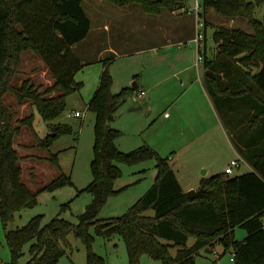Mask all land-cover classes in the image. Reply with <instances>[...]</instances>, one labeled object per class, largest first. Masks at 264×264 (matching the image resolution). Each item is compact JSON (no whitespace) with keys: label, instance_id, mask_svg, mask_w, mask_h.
<instances>
[{"label":"trees","instance_id":"obj_1","mask_svg":"<svg viewBox=\"0 0 264 264\" xmlns=\"http://www.w3.org/2000/svg\"><path fill=\"white\" fill-rule=\"evenodd\" d=\"M106 1L121 8L140 5L143 12L159 15L182 7L186 0ZM83 2L0 0V218L13 260L24 254L29 243L30 258L26 264H55L65 253L63 244L68 243V235L73 232L88 245V264H97L98 257L91 250L93 236L89 233L90 227L95 226L98 233L107 237L115 234L123 237L130 264H141L143 254L161 260L162 264H197L196 254L203 248L210 250L217 243L222 244L225 253L232 251L237 264H264V14L261 19L255 16L264 0L201 2L204 15L213 9L226 18L244 17L252 26L251 32L225 25L214 30L216 58L226 61L221 60L223 68L217 74L207 73L211 91L221 96L220 105H225L226 111L232 114L243 111L240 108L244 106L249 109L246 127L253 131L243 143L242 157L251 170L237 175L221 172L203 177L200 187L206 191L189 198L172 167L171 156H162L147 143L130 151L120 150L116 140L122 132L111 122L134 88L125 86L114 93L109 61L103 58L104 70L88 105L96 114L93 180L83 189L92 194L91 202L76 224L60 214L44 223L43 214H38L21 227L8 228L18 212L38 202L40 192L71 183V179L61 174L38 191L24 182L21 161L28 155H22L16 145L22 125H28L35 137L34 142L24 147L47 149L54 134L39 137L33 129L34 114L18 118L3 97L13 94L19 105L31 104L45 120H53L65 110L66 96L82 87L75 75L86 64L73 50L92 28ZM27 51L44 61L53 78L51 84H36L31 77L14 83ZM227 60H233V67ZM237 60L248 68L254 67L256 72L250 69L239 77ZM52 129L58 135L68 127L57 124ZM146 159L155 160L157 172L153 184L126 213L100 218L109 196L119 191L115 188L122 176L118 163ZM151 209L153 213L149 214ZM238 226L247 231L244 239L235 237ZM190 237L195 238L192 245H188ZM173 247H177L175 254L171 251Z\"/></svg>","mask_w":264,"mask_h":264},{"label":"rangeland","instance_id":"obj_2","mask_svg":"<svg viewBox=\"0 0 264 264\" xmlns=\"http://www.w3.org/2000/svg\"><path fill=\"white\" fill-rule=\"evenodd\" d=\"M199 1L202 2V0ZM83 8L92 20V28L86 39L73 46L75 54L86 63L75 75V79L82 82V87L66 96L65 110L57 118L45 120L31 104L19 105L13 94L7 93L3 97L5 104L17 112L18 118L34 114L33 129L39 137L49 133L55 135L52 128L57 124L68 127L67 131L53 135L51 145L43 149L38 146L24 147L34 142L35 137L28 125H22L21 133L16 137V145L22 155H28L21 161L24 182L33 191H38L61 174L71 179V183L54 190L40 192L38 202L18 212L8 224L9 229L25 225L38 214H43L44 223L60 214L76 224L79 222V215L91 202L92 194L83 189L93 180L91 161L94 157L96 114L88 108V105L98 88L100 76L104 70L103 58L109 61L114 93H118L125 86H135L133 92L119 106L116 117L111 122L114 128H119L122 132L116 140L118 147L122 151H130L149 143L162 156L176 150L173 154L175 158H172L170 162L186 190H190L188 188L191 185L199 184L203 177L224 172L226 165L233 157L240 155L244 157L245 145L239 143L238 135L241 132L253 131L248 126H239L242 121L248 122V108L244 106L245 110L230 114L224 109L225 105H220L221 96L211 91L212 87L207 79L208 72L217 74L223 68L221 60L226 61L224 58L221 60L216 58L218 48L212 38L214 30L225 25L239 26L251 32L252 26L246 18H226L213 9H209L204 15L202 6L199 9L200 17L195 11L196 0H186L184 5L176 10L191 28L188 33L177 39L183 41L175 40L174 46L169 49L170 53L164 60L162 56L164 49L159 43L154 45L156 46L154 49L152 48L153 38H149L151 32L143 29L142 24L131 21V17L120 20L125 22H116L119 18L115 17L116 11L125 8L115 6L106 0H84ZM126 8L139 9L143 17L151 16L143 12L140 5ZM263 14L264 2L257 7L255 16L261 19ZM193 20H195V27L191 26L194 24ZM199 20L204 25L199 24ZM205 20L208 22L206 32ZM110 23L112 32L105 31V25ZM198 26L199 30L206 35L207 45L206 51L204 45L202 47L203 60L200 62H197L196 42L188 39L191 30L192 33L194 31L193 35H196ZM116 31L123 32L125 35L133 33V37L136 38L121 45L116 44L113 49L107 48L100 56L102 48H95L94 40L102 33L115 34ZM99 56L101 60H98ZM182 57L196 61L195 79L190 77L192 75L190 73L180 72L181 67L184 66L183 62H180L183 60ZM227 61H231L233 67V60ZM236 66L239 77H242L243 72L246 71L256 72L254 67L248 68L239 60L236 61ZM27 77H31L36 84L48 85L53 81L44 61L32 51L24 52L21 72L16 76L14 83L19 84ZM144 82L154 85L153 88L146 89L148 92L146 96L140 97L137 86ZM76 111H80L82 116H75ZM166 112L171 115L169 121L165 118ZM169 122L171 124L167 125ZM197 132L198 139L185 146L183 142L188 140L186 138L192 137ZM167 139H172L170 145L165 143ZM247 163H243L240 168H234L231 175L251 170ZM202 164H210V171L205 173L204 169L207 167L201 168ZM118 166L122 170V176L116 181L115 188L119 191L109 196L101 210L100 218L126 213L155 181L157 171L154 159L134 163L119 162ZM148 213L152 214L153 210H148ZM89 233L93 236L91 250L98 257L95 260L97 264H130L126 243L121 235L107 237L98 233L95 226L90 227ZM246 235L247 231L244 228L239 226L235 228L236 239H244ZM194 240V237H190L188 245H192ZM63 249L65 253L55 264H88V245L73 232L68 235V243L63 244ZM176 250L177 247L171 249L173 254ZM29 258L28 243L24 248V254L13 260L0 218V264H26ZM232 258V251L228 250L225 253L222 244L217 243L210 250L201 249L196 254V263L237 264ZM141 264H162V261L143 254Z\"/></svg>","mask_w":264,"mask_h":264},{"label":"crops","instance_id":"obj_3","mask_svg":"<svg viewBox=\"0 0 264 264\" xmlns=\"http://www.w3.org/2000/svg\"><path fill=\"white\" fill-rule=\"evenodd\" d=\"M120 10L121 11H116L117 14H116L115 17L116 18L119 17L117 19L115 18L116 22L117 23L125 22V21H120V20L126 19L127 17H131V21L139 22L140 24H142L143 25L142 26L143 29L149 30L151 32L150 35H149V38L150 39L153 38L152 39L153 43L151 44L152 48L154 49L156 47L154 45H156V43H159L160 47H162L164 49V52L162 53V56H163L164 60H166L165 56L168 53H170L169 49L174 46L173 44L175 43V40L176 41H183L182 39H180V40H177V39L179 37H181L182 35H185L186 32L188 33V30L191 28V27L188 26V22L184 19V17L179 15V12L177 10L176 11H172V12H170V11H162L159 15H156V16L151 15V16H148V17H143L141 15V11L139 9L125 8V9H120ZM133 17H137V18L135 19ZM193 23L194 24L193 25L191 24V26L195 27V20H193ZM207 28H208V25H205V32L207 31ZM97 30H101V29H97ZM104 30L112 32V30H113L112 24L111 23L109 25L106 24ZM155 31H157V32H155ZM193 34H194V31L192 33V30H191V34H190V36L188 38L189 40H191L195 36ZM133 35H134L133 33H132V35H130V34H126L125 35V34H123V32H120V31H116L115 34L111 33V34L104 35V33H102V35L100 37L98 36L94 40L95 41V45L94 46H95V48H98V49L102 48V50H100V52H101L100 56H102V54H103L102 52H104L105 49H107V48L108 49H113V47H115L116 44L117 45L118 44L121 45V44L127 43L129 40L131 41L132 39L136 38V37H133ZM107 41H108V43H107ZM155 41H158V42H155ZM179 43H181V42H179ZM183 43H185V42H183ZM204 47H205V51H206V48H207L206 35H205V40H204ZM180 54H184V53L180 52ZM179 56H185V55H179ZM181 59H183V60H180V62H183L184 66L181 67V71L180 72L190 73V74H192L190 77L192 79H195V76L197 75V73L195 72L196 61L195 60H191L190 58L187 59V58H184V57H182ZM98 60H101V57ZM197 72H199V70ZM153 85L154 84H149L147 82H144L142 84H138V86H137V88L139 89L138 96H139V93L142 90L146 92L145 95H144V96H146L148 94L146 89L153 88ZM240 109L241 110L242 109L245 110V107L244 108L241 107ZM247 111H249V109ZM165 118H166L167 121H169L171 119V115H167V112H166L165 113ZM169 124H171V123L170 122L167 123V125H169ZM246 125H247L246 121H243L239 126L240 127H244ZM249 135H250V132H241L238 135L239 143L247 142L248 140L246 138ZM198 137H199V133L197 132L195 135H192V137L186 138L188 140L184 141L183 143L185 144V146L190 145L194 141H196V139H198ZM171 141H172V139H167L165 141V143L167 145H170ZM147 144H149V143H147ZM174 151H176V150L171 151L170 154L173 155ZM170 154H166V155L163 154V155L168 156ZM172 155H171V159L172 158L174 159L175 155H173V156ZM237 157L239 158V157H242V156L240 155V156H237ZM237 157H233L232 159H236ZM207 165L206 164H202L201 165V168L204 167V166L207 167L206 169H204L205 173L210 171V169H211V165L210 164H207ZM227 166L228 165H226V167ZM250 169H251V166H250ZM199 187H200V183L196 184V185L195 184L191 185L188 189H192V188L198 189ZM183 188H184L185 191H187L184 186H183Z\"/></svg>","mask_w":264,"mask_h":264},{"label":"built area","instance_id":"obj_4","mask_svg":"<svg viewBox=\"0 0 264 264\" xmlns=\"http://www.w3.org/2000/svg\"><path fill=\"white\" fill-rule=\"evenodd\" d=\"M202 6L201 2L199 0H196V8H195V11L197 12V14L201 17L200 15V12L199 9L200 7ZM199 24L201 25H204V23L202 21L199 20L198 22ZM199 26H198V30L196 32V35L191 39L193 41L196 42L197 44V47H198V55H197V62H200L203 60V55H202V47L204 45V40H205V35L202 33V31L199 30ZM183 44V43H181ZM145 91H141L139 93V96L142 97L145 95ZM75 116H82V113L80 111H76L74 113ZM168 115V114H167ZM243 163H246V160L243 158V157H239V158H236V159H232L231 162L228 164V166L225 168L224 172L227 173V174H232L233 171H234V168H240V166L243 164ZM233 259V258H232Z\"/></svg>","mask_w":264,"mask_h":264},{"label":"water","instance_id":"obj_5","mask_svg":"<svg viewBox=\"0 0 264 264\" xmlns=\"http://www.w3.org/2000/svg\"><path fill=\"white\" fill-rule=\"evenodd\" d=\"M135 88V86L133 87ZM205 172V171H204ZM204 191H206V189L204 187H199L198 189L192 188L190 190L186 191V194L189 198H194L199 196L201 193H203Z\"/></svg>","mask_w":264,"mask_h":264}]
</instances>
